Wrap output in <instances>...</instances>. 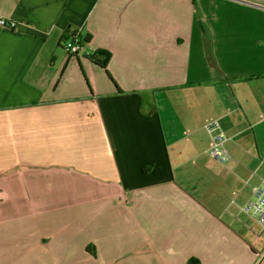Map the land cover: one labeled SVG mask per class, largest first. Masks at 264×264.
Wrapping results in <instances>:
<instances>
[{"label": "crops", "instance_id": "obj_1", "mask_svg": "<svg viewBox=\"0 0 264 264\" xmlns=\"http://www.w3.org/2000/svg\"><path fill=\"white\" fill-rule=\"evenodd\" d=\"M0 18V264H264V0H0Z\"/></svg>", "mask_w": 264, "mask_h": 264}, {"label": "built area", "instance_id": "obj_2", "mask_svg": "<svg viewBox=\"0 0 264 264\" xmlns=\"http://www.w3.org/2000/svg\"><path fill=\"white\" fill-rule=\"evenodd\" d=\"M0 27L14 29L16 22L12 20H6L0 18ZM64 48L72 55L75 56H89L91 50L89 49V43L86 42L85 38L80 35L74 34L63 43ZM205 129L211 136V144L207 149V154L212 158L226 162L231 159L227 148L225 147L226 137L221 131L220 123L218 120L210 121L206 124ZM257 202L253 204L256 212L261 213L260 222L264 226V189L257 188L255 190Z\"/></svg>", "mask_w": 264, "mask_h": 264}, {"label": "trees", "instance_id": "obj_3", "mask_svg": "<svg viewBox=\"0 0 264 264\" xmlns=\"http://www.w3.org/2000/svg\"><path fill=\"white\" fill-rule=\"evenodd\" d=\"M65 40H67V39L63 38L62 43L65 42ZM85 40L87 43L90 42L89 37H86ZM88 57L93 63H95L99 67L107 70L109 61L111 60V53L104 51V50H97V51L93 52L91 55H89ZM107 73H108L109 78L113 81V83L116 84L112 75L108 71H107ZM116 86H117V84H116ZM118 89L120 90V88H118Z\"/></svg>", "mask_w": 264, "mask_h": 264}, {"label": "rangeland", "instance_id": "obj_4", "mask_svg": "<svg viewBox=\"0 0 264 264\" xmlns=\"http://www.w3.org/2000/svg\"><path fill=\"white\" fill-rule=\"evenodd\" d=\"M252 201H253V202H256L257 199H256L255 197H253ZM251 213H252L253 215H255V216L260 220V215H261V213L253 212V211H251Z\"/></svg>", "mask_w": 264, "mask_h": 264}]
</instances>
